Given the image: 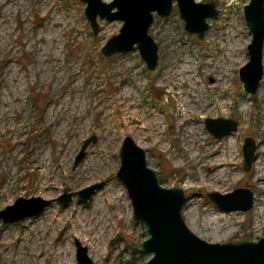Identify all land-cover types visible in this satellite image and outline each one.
Segmentation results:
<instances>
[{
	"label": "rangeland",
	"instance_id": "rangeland-1",
	"mask_svg": "<svg viewBox=\"0 0 264 264\" xmlns=\"http://www.w3.org/2000/svg\"><path fill=\"white\" fill-rule=\"evenodd\" d=\"M195 1L214 2L218 19L198 39L184 30L175 5L166 18L154 14L149 34L158 45V63L149 71L138 51L102 55L122 23L97 19L99 32L93 34L80 0H0V211L19 198L51 201L36 217L0 221V264H7L8 253L10 264H78L77 243L86 248L92 264H143L150 259L137 251L148 235L142 223L132 220L130 200L116 177L125 137L145 151L162 187L184 192L183 218L200 239L226 243L264 238V165H256L257 159L264 162V44L263 76L257 93L250 95L238 78L251 41L242 15L246 1ZM228 43L240 49L239 56L227 57L222 47ZM172 79L177 87L184 83L182 94ZM183 110H189L188 122L199 128L195 138L200 146L196 140L187 147L188 140L182 142L189 135L186 124L180 126L178 113ZM128 111L152 113L149 133L158 136L156 145L143 141L142 132L125 120ZM207 118L232 120L237 129L216 139L206 129ZM91 137L95 142L74 165ZM246 138L256 147L249 172L243 170ZM227 152L233 156L221 175L213 165ZM44 160L59 163L68 174L62 180L58 174L50 176L56 182L50 190H41ZM96 184L86 201L74 195L66 206L57 202L64 193ZM239 188L253 194L248 212L223 211L207 197ZM64 215L66 223L58 224ZM76 217L84 219L86 238L71 229Z\"/></svg>",
	"mask_w": 264,
	"mask_h": 264
},
{
	"label": "water",
	"instance_id": "water-1",
	"mask_svg": "<svg viewBox=\"0 0 264 264\" xmlns=\"http://www.w3.org/2000/svg\"><path fill=\"white\" fill-rule=\"evenodd\" d=\"M85 4L84 14L93 34L99 32L97 19L121 22L118 34L109 38L101 49L105 58L115 54L138 51L147 70H155L158 63V45L149 34L154 14L168 17L175 5L184 22V30L203 39L209 22L220 14L214 2L195 0H80ZM242 15L251 41L247 46L248 62L238 71L243 90L250 95L257 93L263 76L262 50L264 44V0H245ZM207 131L222 139L236 131L237 123L227 119L205 120ZM95 137L86 140L75 157L80 163L85 150ZM256 147L246 138L242 147L243 170L249 172L256 160ZM120 166L117 179L124 186L132 208V220L142 223L148 238L137 246L141 254H150L143 264H264V238L258 241L241 240L226 243H209L189 230L182 215L187 198L180 188H164L157 174L148 167L145 151L130 138L125 137L119 150ZM99 185L76 193H64L57 199L61 206L70 203L75 195L80 201L88 200ZM208 199L226 212H248L254 200L250 190L235 189L227 194L211 193ZM51 201L41 198L17 199L14 204L0 211V221L17 223L40 215ZM78 264H92L86 248L76 244Z\"/></svg>",
	"mask_w": 264,
	"mask_h": 264
},
{
	"label": "bare ground",
	"instance_id": "bare-ground-1",
	"mask_svg": "<svg viewBox=\"0 0 264 264\" xmlns=\"http://www.w3.org/2000/svg\"><path fill=\"white\" fill-rule=\"evenodd\" d=\"M236 31H234V34H235ZM232 41H230L231 43ZM223 49H225L226 53H227V57H232V54L234 53L236 56H239L238 53H239V50L240 49H233L232 48V45H230L229 43L222 47ZM241 52V51H240ZM225 66L227 67L228 64L225 63ZM174 80H177V78H179V75H176L173 77ZM172 79L171 83H172V86L174 87H177V84L175 83ZM182 85H184V83H182ZM181 85V86H182ZM186 85V84H185ZM180 87H177L176 90H177V93L179 94H182L180 92ZM173 87V88H174ZM122 96V95H121ZM184 96V94H183ZM123 98V97H122ZM184 102V99L181 100V103ZM125 104V103H124ZM131 106V105H130ZM183 106V105H182ZM193 106V105H192ZM195 106V105H194ZM219 106H222V104L220 103ZM196 108V107H195ZM189 109V108H188ZM125 110V109H124ZM132 111V110H131ZM127 112L126 113V117H125V120L128 122V123H134V125H136V129L140 130L142 132V137H140L143 141L145 142H150V144L152 146L156 145L157 142H158V136L156 135L155 138H152L151 135H150V131L152 130V127L150 126L151 122L153 121V117H152V113H150L149 111H145V113H140V112ZM136 111V110H135ZM142 111V110H141ZM189 111V110H188ZM187 110H183L182 112L178 113V117L180 119V126L182 127L183 125L186 124L185 126V132L189 133V135L187 137H184L183 141H186L188 140V144L185 145L186 147L189 146L190 144L193 143L194 140H196L200 146V138L198 137V139H196L195 137L199 134V128L196 127V122H192V123H189L188 121L191 119L189 118V112ZM193 111V110H192ZM196 112V111H195ZM198 112V111H197ZM200 113V112H199ZM198 114V113H197ZM108 117V116H107ZM158 126V125H157ZM179 126V127H180ZM132 128V127H131ZM156 128V127H155ZM140 132V133H141ZM152 133V132H151ZM231 136L228 138V143L230 142L231 140ZM231 143V142H230ZM178 150V149H177ZM178 154V153H177ZM179 156V155H178ZM177 156V157H178ZM181 156V157H180ZM180 156L178 157L179 159L181 158L182 159V155L180 154ZM233 156V153H230V152H227V155L225 154V159L224 160H219L217 163H215L213 166H215L217 168V172H219L221 175L225 173L226 171V168L227 166H229L228 164L230 163V160ZM196 158V157H195ZM197 159V158H196ZM256 161V160H255ZM40 162V161H39ZM42 163V162H41ZM260 163L262 165H264V162L260 159H257L256 161V165L257 166H260ZM44 171L43 173L41 174V176L39 177L40 179V182H41V190H50L52 187L55 186L56 182H52V179L50 180V176H52L53 174H58L59 176H55L57 177L59 180H62V179H65L68 177V174L65 173L64 169L62 168L61 165H59V163L57 164H51L50 162L48 163L46 160H44L43 164L40 165ZM263 171H261L260 173H262ZM225 175V174H224ZM196 179H197V183L200 181V177H199V174L195 176ZM186 186L188 187V183L186 184ZM185 187V186H184ZM125 207V205H124ZM123 208V206H122ZM68 217V215H64V216H59L58 217V224L60 223H66V218ZM67 225V224H65ZM85 222H84V219L83 218H79V217H76V219L72 221V231L75 232L77 235L83 237V238H86L88 236V232H84V228H85ZM66 231V230H65ZM70 231V230H69ZM74 233V234H75ZM92 243H94L96 241V237L95 235L93 234V237L91 238L90 240ZM33 254V253H31ZM8 257L5 258V263L7 264H10V254H6ZM58 259L61 261L62 260V255L61 253L58 254ZM18 264V263H17ZM61 264H68V262L66 261H61Z\"/></svg>",
	"mask_w": 264,
	"mask_h": 264
}]
</instances>
